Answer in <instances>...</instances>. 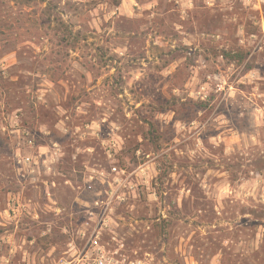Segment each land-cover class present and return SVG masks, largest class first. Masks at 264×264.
I'll list each match as a JSON object with an SVG mask.
<instances>
[{
    "label": "rangeland",
    "instance_id": "1",
    "mask_svg": "<svg viewBox=\"0 0 264 264\" xmlns=\"http://www.w3.org/2000/svg\"><path fill=\"white\" fill-rule=\"evenodd\" d=\"M96 200L129 259L264 264V0H0V264Z\"/></svg>",
    "mask_w": 264,
    "mask_h": 264
},
{
    "label": "built area",
    "instance_id": "2",
    "mask_svg": "<svg viewBox=\"0 0 264 264\" xmlns=\"http://www.w3.org/2000/svg\"><path fill=\"white\" fill-rule=\"evenodd\" d=\"M28 143L31 144V141ZM108 206L109 200H96L92 205L98 213L96 218H88V221L83 222L77 236L59 252L48 254L49 259L45 264H150L145 260L129 259L119 253L117 247H111L102 240V233L107 226Z\"/></svg>",
    "mask_w": 264,
    "mask_h": 264
}]
</instances>
